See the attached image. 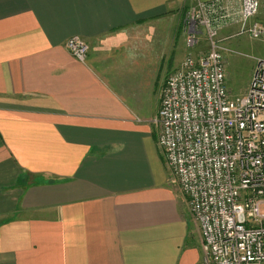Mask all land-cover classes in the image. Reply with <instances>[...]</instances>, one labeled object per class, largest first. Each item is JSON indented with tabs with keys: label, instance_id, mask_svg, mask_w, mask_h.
I'll return each mask as SVG.
<instances>
[{
	"label": "crops",
	"instance_id": "crops-1",
	"mask_svg": "<svg viewBox=\"0 0 264 264\" xmlns=\"http://www.w3.org/2000/svg\"><path fill=\"white\" fill-rule=\"evenodd\" d=\"M196 1L0 0V264H200L154 123Z\"/></svg>",
	"mask_w": 264,
	"mask_h": 264
},
{
	"label": "built area",
	"instance_id": "built-area-1",
	"mask_svg": "<svg viewBox=\"0 0 264 264\" xmlns=\"http://www.w3.org/2000/svg\"><path fill=\"white\" fill-rule=\"evenodd\" d=\"M261 0H198L187 13L190 50L166 79L154 123L166 164L186 197L202 236L200 264H264V59L243 95L227 85L225 38H264L255 19ZM205 40L206 48L194 52ZM66 47L78 60L89 45L78 36Z\"/></svg>",
	"mask_w": 264,
	"mask_h": 264
},
{
	"label": "rangeland",
	"instance_id": "rangeland-1",
	"mask_svg": "<svg viewBox=\"0 0 264 264\" xmlns=\"http://www.w3.org/2000/svg\"><path fill=\"white\" fill-rule=\"evenodd\" d=\"M193 5V4H192ZM192 5L185 10L182 16V23L180 26V32L177 33L178 38L176 40L177 45L181 44L182 34L186 37L184 33L185 21L187 20V13L192 7ZM260 8V13L255 18L257 20L264 21V0H262ZM236 26H231L230 28L224 29L220 32L219 37L222 39V44L232 48L235 52L226 55V82L230 93L233 97L243 95L245 89L247 88V83L254 71L256 66V60L253 57L264 59V38L263 39H252L248 35H238L233 38H225L230 34L237 32ZM205 40L201 41V44L196 47L194 52L203 51L206 48ZM190 50L186 48L185 56L189 54ZM181 55L180 50H175L174 53L171 52L166 58L162 73H170V69H174L177 65L178 59ZM184 56V58H185ZM183 58V59H184ZM166 70H169L166 72ZM166 75V74H165Z\"/></svg>",
	"mask_w": 264,
	"mask_h": 264
}]
</instances>
